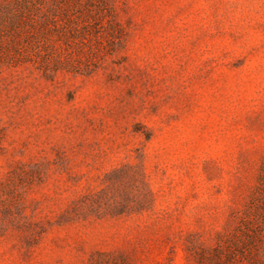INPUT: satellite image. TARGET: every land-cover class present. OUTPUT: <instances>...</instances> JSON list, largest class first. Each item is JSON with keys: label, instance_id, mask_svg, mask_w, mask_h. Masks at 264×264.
<instances>
[{"label": "rangeland", "instance_id": "obj_1", "mask_svg": "<svg viewBox=\"0 0 264 264\" xmlns=\"http://www.w3.org/2000/svg\"><path fill=\"white\" fill-rule=\"evenodd\" d=\"M55 5L105 15L91 74L18 58ZM238 244L264 255V0H0V264H217Z\"/></svg>", "mask_w": 264, "mask_h": 264}, {"label": "trees", "instance_id": "obj_2", "mask_svg": "<svg viewBox=\"0 0 264 264\" xmlns=\"http://www.w3.org/2000/svg\"><path fill=\"white\" fill-rule=\"evenodd\" d=\"M104 16L91 7L90 9L78 8L75 14L70 15L69 9H62L58 5L51 8L49 16L28 15L25 18L27 21L26 39L17 45V56L21 59L26 58L25 62H35L46 78H50L60 70L91 74L97 68L94 64H98L96 61L100 60L97 59L101 49L98 43L106 41V23L98 27L102 24L101 18ZM112 18L108 34L114 39L117 37L116 32L117 35L122 34V29L114 12ZM52 37L59 40L64 39L69 44L65 48L62 46L56 48L50 44ZM254 241L248 239L247 242L251 244ZM246 248L244 244H238L237 247H216L212 249L211 257L217 264H239L243 261ZM106 256L104 252L97 253L92 264H131L125 255L108 256L110 261H106ZM254 260L253 263L250 260L248 263L264 264V255L256 253Z\"/></svg>", "mask_w": 264, "mask_h": 264}]
</instances>
